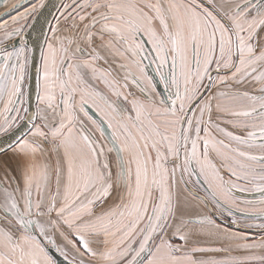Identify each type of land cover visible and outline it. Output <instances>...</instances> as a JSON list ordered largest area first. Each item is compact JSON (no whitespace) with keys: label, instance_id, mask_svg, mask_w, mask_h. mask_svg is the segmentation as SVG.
I'll list each match as a JSON object with an SVG mask.
<instances>
[{"label":"snow or ice","instance_id":"1","mask_svg":"<svg viewBox=\"0 0 264 264\" xmlns=\"http://www.w3.org/2000/svg\"><path fill=\"white\" fill-rule=\"evenodd\" d=\"M46 6L0 12V264H264V0H69L33 111Z\"/></svg>","mask_w":264,"mask_h":264},{"label":"water","instance_id":"2","mask_svg":"<svg viewBox=\"0 0 264 264\" xmlns=\"http://www.w3.org/2000/svg\"><path fill=\"white\" fill-rule=\"evenodd\" d=\"M63 1L64 0H45L47 6L42 10L43 15H40L36 20V30L26 31V39L29 42V46L35 48L33 63L29 67V72L27 76V87H26V89L28 90L30 94V98H31L30 103L32 105L33 111L35 110V103H36V100H35V97H36V68L40 64L39 44L43 41V33L48 31L49 23H52L53 17L57 13ZM11 2H12L11 0H7L5 9L11 8L12 5L10 7L9 6L7 7V5ZM27 2H29V0H19L20 4H24ZM15 3H17V1H15L14 4ZM24 131H26V126H21L19 130L14 129L12 132H9L7 134H1L0 135V150L9 149V146L15 142L16 136H19ZM223 223L232 225L231 222L229 221H223ZM234 226L238 227V224ZM53 255H55L54 252H53ZM57 258L62 261V258H59V257Z\"/></svg>","mask_w":264,"mask_h":264},{"label":"rangeland","instance_id":"3","mask_svg":"<svg viewBox=\"0 0 264 264\" xmlns=\"http://www.w3.org/2000/svg\"><path fill=\"white\" fill-rule=\"evenodd\" d=\"M12 2L11 3H9L8 5H7V7L9 6H11V5H13L14 4V2L15 1H17V0H11ZM69 2V0L66 2V3H68ZM13 3V4H12ZM23 6H25V7H27L28 5H29V2H27V3H24V4H22ZM22 9V8H21ZM58 15H60V11H57V15L55 14V16H58ZM52 23H55V20L53 19V21H52ZM157 85L159 86L158 88H157V90H160L161 89V85H159L158 84V78H157ZM135 91H137V93H138V90H136L135 88H133ZM162 92H163V87H162V90H161ZM94 115V114H93ZM8 150V149H7ZM237 195L239 196V197H241V199H245V200H250V199H255L256 198V196L254 195V194H251V193H247V192H245V193H237ZM243 205H241V207H242ZM238 218H239V216H238ZM241 225H245L246 223H251L250 221H244V220H240V222H239ZM258 223V222H257ZM226 226H228V225H226ZM229 228H230V230H232V231H241V232H245V231H242V230H240L239 228H237V227H230V226H228ZM246 233H248L250 236H255L257 233L255 232V233H251V232H246ZM234 255H237L238 253H233ZM206 255H213V256H216L217 258H221V257H223L225 254L224 253H208V254H206Z\"/></svg>","mask_w":264,"mask_h":264},{"label":"flooded vegetation","instance_id":"4","mask_svg":"<svg viewBox=\"0 0 264 264\" xmlns=\"http://www.w3.org/2000/svg\"><path fill=\"white\" fill-rule=\"evenodd\" d=\"M68 0H64L63 2H62V4L60 5V8L58 9V11H60L61 10V8H62V5L64 4V3H66ZM5 5L6 4H0V12H4L5 11ZM29 6V5H28ZM20 11H23V8L21 9H19ZM12 15H15V11H13L12 12ZM56 15H57V13H56ZM30 22V21H29ZM145 63H147V61H145ZM148 71H149V73L150 74H154L153 73V69L150 67L149 69H148ZM28 76V75H27ZM27 76H26V81H25V87H27ZM159 87V86H158ZM133 91H135L134 89H132ZM162 90V87H161V89L160 90H158V91H160V92H162L161 91ZM1 135V134H0ZM203 207V206H202ZM226 221H229V222H231V218H229L228 220H226ZM225 225H228V224H226V223H224ZM228 226H230V227H236V226H234V225H228ZM237 228H239L240 230H242V231H245V232H251V233H258L259 232V229H257V228H250V229H248V228H245L243 225H241L240 223H238V227Z\"/></svg>","mask_w":264,"mask_h":264}]
</instances>
